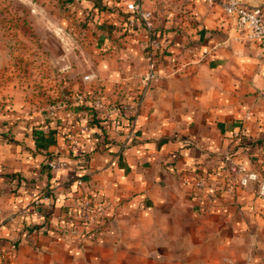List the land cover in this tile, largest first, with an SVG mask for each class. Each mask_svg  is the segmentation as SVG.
Masks as SVG:
<instances>
[{
    "label": "crops",
    "instance_id": "1",
    "mask_svg": "<svg viewBox=\"0 0 264 264\" xmlns=\"http://www.w3.org/2000/svg\"><path fill=\"white\" fill-rule=\"evenodd\" d=\"M102 1L117 13L127 12L125 4L131 0ZM243 1L253 7L264 4ZM142 5L153 12L152 25L168 45L159 56L157 79L146 92L130 140L105 127L109 143L103 145L102 129L88 126L76 150H98L84 160H72L63 152L70 145L65 133L77 129L76 121L70 123L75 113L64 114L66 125L67 118H61L62 128L48 132L18 123L11 128L13 143L5 139L11 125L0 123V264H126L134 252L160 259V250L171 246L178 258L168 262L184 264L181 255H189L191 264L197 262L198 248L210 244L221 253L216 260L202 258L201 264H262L256 255L245 254L242 260L224 252L247 221L264 214V201L252 185L232 192L208 187L200 192L195 182L212 178L228 153L264 173V144H248L264 137V50L254 41L239 40L235 19L218 4L142 0ZM139 28V44L130 50L139 56L144 74L147 34L143 24ZM98 69L101 76L118 78L112 68L107 67L108 74ZM124 71L133 75L130 64ZM235 131L241 134L238 140ZM53 159L66 163L48 173L44 164ZM5 173H13V180ZM47 185L54 204L30 206L32 196ZM83 195L103 199L104 213L95 223L60 229L53 214ZM229 231L235 232L233 237ZM156 240L161 241L160 250L148 245Z\"/></svg>",
    "mask_w": 264,
    "mask_h": 264
},
{
    "label": "rangeland",
    "instance_id": "2",
    "mask_svg": "<svg viewBox=\"0 0 264 264\" xmlns=\"http://www.w3.org/2000/svg\"><path fill=\"white\" fill-rule=\"evenodd\" d=\"M102 3V0H0V123L11 125L5 136L7 142H14L11 132L15 130L11 128L18 123L21 127L28 128L30 125L36 130L48 132V128H62L58 123L62 122L61 118H67L64 121L66 125L69 118L64 114L75 113L70 123L73 125L76 121L77 126L75 124L74 127L77 129L65 133V140L70 145L63 156L84 160L91 152L98 150L97 147L81 154L76 150L83 133L88 132L82 130L88 126L83 122L87 115L96 112L98 120L103 123L110 104L119 110L133 104L135 94L140 91L143 74L139 56L130 50L131 46L139 44L137 37L141 32L137 28L138 22L130 23V16L125 11L118 10L116 13L114 8ZM127 64L133 67V75H127L124 71ZM98 66L104 68L107 74V67L112 68V72L118 71V78L104 77L103 72L101 76ZM86 75L91 76L85 79ZM78 94H82V101H77ZM80 127L81 130H78ZM126 133L133 136L134 132L114 131L115 136L123 137L122 140ZM56 161L62 162V167L66 163L64 159ZM75 204L76 201L73 206ZM57 213L53 214V218L60 229L74 228L59 221L55 216ZM261 215L262 220H246L247 228L236 232L238 239L224 251L226 256L244 260L245 254L248 257L256 255L264 264V214ZM99 217L101 215L96 218ZM76 225L81 224L76 222ZM234 233L229 231V237H233ZM197 241H200L199 235ZM148 245L156 250L163 247L160 240ZM164 253H168L167 256H163ZM220 253L214 244L200 246L197 254L194 253L198 255L197 262L191 264H201L204 257L216 260ZM159 257L163 260L153 254L134 252L126 264H173L167 259L173 260L178 255L175 247L171 246L166 251L161 249ZM180 260L190 264L191 258L181 255ZM63 264L70 263L64 261ZM227 264L232 263L228 260Z\"/></svg>",
    "mask_w": 264,
    "mask_h": 264
},
{
    "label": "built area",
    "instance_id": "3",
    "mask_svg": "<svg viewBox=\"0 0 264 264\" xmlns=\"http://www.w3.org/2000/svg\"><path fill=\"white\" fill-rule=\"evenodd\" d=\"M210 5L218 4L224 13L235 19L239 40L254 41L264 50V4L261 7H253L243 0H206ZM125 9L131 12L129 17L130 23L141 21L147 34L145 45V72L141 78L139 94L134 98L131 106H123V110L113 104L108 106V112L105 115V124H111L113 131L133 130L138 120L140 110L146 96V92L157 79V66L160 54L168 45V39L161 36L154 29L152 20L154 14L151 10L143 8L142 0H131L125 4ZM262 74L264 76V64ZM91 75H86L88 79ZM77 101H82V94H78ZM83 130H89L86 125ZM129 132V131H128ZM239 131L233 133L235 140L240 138ZM125 142L131 139V134H125ZM51 170H59L63 163L56 160H50L46 163ZM82 180H77V185H81ZM209 185L211 190H225L232 192L237 188H246L252 185L256 196L264 201V173L254 168H248L242 163L232 159L230 153L225 154L222 164L212 178L200 177L195 182L197 191L203 192L204 188ZM52 190H39L33 196L30 206L35 209L40 208L42 204L50 203ZM105 201L95 199L93 196L83 195L76 201L75 206H67L55 216L66 226H75L76 222L89 225L92 224L97 215L104 213ZM39 215V212L37 210ZM1 262V260H0Z\"/></svg>",
    "mask_w": 264,
    "mask_h": 264
},
{
    "label": "trees",
    "instance_id": "4",
    "mask_svg": "<svg viewBox=\"0 0 264 264\" xmlns=\"http://www.w3.org/2000/svg\"><path fill=\"white\" fill-rule=\"evenodd\" d=\"M125 13H127L128 14V16H131V12H129V11H127V12H125ZM138 23H137V28L138 29H140L139 28V26H141V24H142V22L141 21H137ZM93 110H91V112H92ZM89 114V113H88ZM103 119V118H102ZM86 123H88V126H90V127H92V128H99V129H102L103 130V132H102V134H104V138L105 139H107V135H108V133H106V131L104 132V130H106L105 129V127H108V128H110L111 129V124H107L108 126H105L103 123H102V120H98V116H97V113L96 112H93V113H90L89 114V116L87 115V118H86ZM124 127V130H126V127L125 126H123ZM126 132H127V130H126ZM14 141H16V140H14ZM109 141H112V140H109ZM105 143H109V142H107L106 140L104 141ZM241 144H243L242 142H240V143H238L237 145H235L234 146V148H236L237 149V147H239V145H241ZM248 144H253V145H255V144H264V137L263 138H257V139H254V140H252L251 141V143H248ZM45 166H46V164H44ZM49 171H50V169L48 168V173H49ZM4 176H7V177H9V179L10 180H13V173H5V174H3ZM83 178H85V175H82V176H80L78 179H83ZM28 182H26V184H27ZM25 183H24V185H26ZM50 185H47V189H45L46 191H48V190H51V187H49ZM51 200H52V202L50 201V204H54V201H55V196H54V194H52L51 195ZM1 253V252H0Z\"/></svg>",
    "mask_w": 264,
    "mask_h": 264
}]
</instances>
